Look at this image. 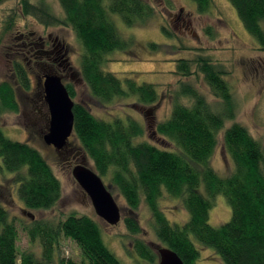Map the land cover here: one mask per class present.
Instances as JSON below:
<instances>
[{"label": "trees", "instance_id": "obj_1", "mask_svg": "<svg viewBox=\"0 0 264 264\" xmlns=\"http://www.w3.org/2000/svg\"><path fill=\"white\" fill-rule=\"evenodd\" d=\"M6 0H0L2 5ZM201 14L209 12L213 0H192ZM64 15H56L47 0H21L25 17H33L45 29L70 28L82 47L81 75L93 98L103 106L118 100L134 99L139 105H153L159 99L156 85L139 84L119 78L104 65L114 51H125L132 40L119 32L112 15L124 24H144L156 13L147 0H58ZM246 31L264 49V0H229ZM11 17V18H10ZM6 31L16 16L11 14ZM9 24V25H8ZM166 32V30L164 29ZM157 49L161 46L150 44ZM198 70L213 94L223 103L214 107L206 96L190 84L181 83L175 92L170 116L160 121L156 132L172 149L144 139L146 127L132 115L112 121L95 116L83 103L74 105V135L108 189L126 201L131 215L124 224L133 238L137 264H155L158 252L138 238L141 225L137 214L141 204L151 212L153 228L164 247L175 251L184 264H198L196 243L214 248L223 264H264V145L235 119L231 87L224 72L205 58H198ZM192 62L180 59L177 72L190 77ZM14 73L20 89L29 92L31 80L21 61ZM71 97L72 84H66ZM187 100L188 102H185ZM14 86L0 83V114L17 113ZM224 131V148L234 163L226 177L219 175L212 159ZM0 166L13 175L14 191L29 210L53 209L62 197V183L46 158L28 143L9 139L0 129ZM204 186L207 197L201 191ZM224 195L232 210L231 219L214 227L209 223L215 197ZM164 196L179 200L189 218L172 223L161 207ZM31 242H39L41 254L19 252L16 218L0 202V264H123L106 245L99 223L88 215L70 213L64 219H35L23 224ZM62 237L81 249L80 262L59 254Z\"/></svg>", "mask_w": 264, "mask_h": 264}, {"label": "rangeland", "instance_id": "obj_2", "mask_svg": "<svg viewBox=\"0 0 264 264\" xmlns=\"http://www.w3.org/2000/svg\"><path fill=\"white\" fill-rule=\"evenodd\" d=\"M147 1L155 8L156 13L144 24L127 26L119 15H112L119 32L124 38L132 40V46L125 51L112 52L104 68L121 79L131 77L139 84L156 85L159 99L153 105H139L134 99H129L103 106L93 98L82 78L80 64L82 47L72 29L64 27L45 29L33 17L22 15L21 0H6L0 5V83L8 82L14 86L19 105L17 113L0 114V129L9 139L28 143L37 149L62 183V197L53 209L29 210L14 191L13 175L0 167V202L9 210L10 217L16 218L19 232L17 247L20 253L32 250L40 255L42 251L39 242H31L23 224L35 219H64L70 213H76L88 215L99 223L106 245L123 264L138 262L133 249L134 237L129 234L124 224V217L131 215L124 198L112 193L121 209V221L117 225H110L97 215L90 198L72 174L73 167L82 161L94 169L92 161L83 152L75 135L70 137L66 150L61 152L44 142L43 136L48 128L46 115L48 111L37 98L40 91L37 78L30 72L32 87L27 92L18 87L12 71V61L23 60L14 56V48L19 45L22 34L34 32L35 38L41 36L45 39L51 35L53 39L57 38L66 45L64 52L68 54L70 69L62 78L65 84L74 86L75 102L85 104L95 116L107 121H112L116 116L125 118L132 115L141 120L146 127L144 139L166 149L173 147L157 134L156 126L170 116L174 94L180 89L181 83L194 86L216 109H223L222 101L213 94L204 74L198 70L196 60L200 57L205 58L224 72L223 76L231 87L235 119L228 120L226 126L229 127L234 122L240 123L264 145V49L246 31L229 0H213L209 12L204 14L197 11V6L192 0ZM47 3L56 15L61 17L64 15L58 0H47ZM11 14L16 18L12 29L7 32L6 21H9ZM152 43L161 47L154 49L150 45ZM180 59L193 63V73L190 77L177 72ZM34 70L37 71L36 75H40L39 69ZM37 109H41L43 115H40ZM34 115H38L37 120ZM223 134L224 131L219 134V144L212 165L219 175L226 177L233 171L234 163L224 148ZM201 191L207 197L204 186L201 187ZM161 207L172 223L182 224L189 218L180 201L169 196L162 198ZM231 216L232 210L226 197L216 196L214 207L210 211L209 223L219 227L227 223ZM137 218L142 229L138 238L143 239L157 251L162 244L154 231L151 212L144 203L139 208ZM196 246L200 251L198 264H223L214 248L200 243H196ZM59 254L78 262L82 259L78 244L65 237L61 239ZM155 264H158V259Z\"/></svg>", "mask_w": 264, "mask_h": 264}, {"label": "water", "instance_id": "obj_3", "mask_svg": "<svg viewBox=\"0 0 264 264\" xmlns=\"http://www.w3.org/2000/svg\"><path fill=\"white\" fill-rule=\"evenodd\" d=\"M43 87L50 114L48 130L43 140L61 152L68 146L69 139L74 134L75 101L58 73L46 75ZM72 174L90 198L97 215L110 225H117L121 221V209L102 177L84 161L73 167ZM157 252L158 264H184L178 254L168 247L161 245Z\"/></svg>", "mask_w": 264, "mask_h": 264}, {"label": "flooded vegetation", "instance_id": "obj_4", "mask_svg": "<svg viewBox=\"0 0 264 264\" xmlns=\"http://www.w3.org/2000/svg\"><path fill=\"white\" fill-rule=\"evenodd\" d=\"M20 43H19L20 46L18 45L19 47L17 46V48H14V52H15L14 56L23 59L22 64L27 70L29 76H30V72L31 74H34L36 76L38 88L40 90L37 98L41 100V105H43L46 108V111H48V114L46 115H48V125H49L50 114L47 103L45 102L43 82L45 80L46 75L58 73L62 77L66 76L65 73L68 72V70L70 69V64L67 57L68 54L66 51L64 52L66 45L64 43H61L57 38L53 39L51 35H48L47 39L41 36L35 38L34 32H29L28 34H22V36L20 37ZM14 61H12L13 72H14V67H13ZM35 68L40 70L41 72L40 75H36L37 71L34 70ZM37 110L40 115H43L41 113V109H37ZM37 116L38 115H34L35 120H37ZM0 166H3L1 159H0Z\"/></svg>", "mask_w": 264, "mask_h": 264}]
</instances>
